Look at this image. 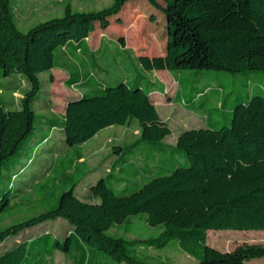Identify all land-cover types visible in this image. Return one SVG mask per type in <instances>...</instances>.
Returning <instances> with one entry per match:
<instances>
[{"label":"trees","instance_id":"1","mask_svg":"<svg viewBox=\"0 0 264 264\" xmlns=\"http://www.w3.org/2000/svg\"><path fill=\"white\" fill-rule=\"evenodd\" d=\"M12 12L13 1L0 0V79L24 76L32 90L22 110L0 100V264H55L57 252L72 264H158L140 249L160 251L172 244L200 264H251L264 258V243L223 251L208 242L210 230L264 231V0H114L87 12L75 11L68 1L62 16L28 31L17 26ZM135 13L161 25L156 37L164 45L162 53L138 54V63L145 71L175 73L182 93L168 101L203 112L208 126L180 132L171 146L164 140L172 129L152 99L160 88L145 75L108 80L88 70H73L68 84L88 92L69 97L62 120L36 113L34 103L46 101L38 99L39 75L65 65L68 53L94 60L89 40L100 32L125 49V35L105 33L112 26L129 27ZM127 69L133 73L131 66ZM193 70L213 77L242 74L260 85L247 101L239 97L228 104L231 121L223 125L214 114L222 116L225 89L212 80L204 89L195 86L191 95ZM133 120L141 137L114 147L110 171L91 186L94 200L77 194L87 174L73 180L82 172L77 166L64 176L68 182L59 195L45 201L44 212L1 226L2 214L13 207L14 179L54 129L63 131L68 145L81 146L99 131ZM60 218L71 230L64 238L45 231L2 250L10 237ZM141 219L159 226L160 235L130 240L111 233L119 227L133 234V221Z\"/></svg>","mask_w":264,"mask_h":264},{"label":"rangeland","instance_id":"2","mask_svg":"<svg viewBox=\"0 0 264 264\" xmlns=\"http://www.w3.org/2000/svg\"><path fill=\"white\" fill-rule=\"evenodd\" d=\"M13 16L17 26L28 31L53 17L62 16L65 5L71 1L75 11L87 12L100 10L110 6L114 0H12ZM136 20L129 27L112 26L105 34L125 35L127 40V49L122 50L107 40H103L104 35L100 32L93 35L89 42L95 49L94 60L81 54L80 52L69 53L65 65L53 69L51 72L39 75L41 92L38 99L46 100L44 102L34 103V110L40 115L62 120L65 107L69 97L84 94L88 89L83 87L70 86L68 79L74 68L80 70L94 71L100 77H119L126 66H131L133 73L140 71L147 76L149 80L156 82L162 91L157 92L154 97L158 98L160 103L157 110L160 116L166 120L172 134L168 136L167 142L175 143L177 134L183 130L201 128L206 125V118L200 114L184 110L179 104H166L167 98L175 96L179 88V80L171 71L168 76L159 75L156 71L145 73L141 69L136 57L141 53L152 55L164 51L163 43L156 37L158 30H161L158 24L148 22L143 14L135 13ZM165 38V37H164ZM118 50V53L116 52ZM93 61L97 67L93 65ZM94 66V67H93ZM68 67H71L69 69ZM189 77V88L191 95L194 93L195 86L205 88L208 83L215 80L225 89V100L223 109L219 108L222 116L214 114L216 120H222L223 125H229L231 119L226 115V109L231 101H236L239 97L248 100V97L254 91H258V86L254 80L247 82L242 74L225 72L219 76L198 75V70ZM131 74V78L133 76ZM0 100H6L9 108L22 110L23 101L32 88L29 81L21 75L12 76L0 81ZM211 106L218 107V104ZM192 115V116H191ZM141 137V129L137 121H131L129 125H113L98 132V134L89 140L87 144L81 146H70L65 143L63 131L54 129L50 139L39 149L34 151L32 161L26 165L25 169H20V174L13 181L12 194L14 199L11 209L2 214L1 226H10L30 217L38 215L46 210V200H50L55 193L59 195L60 191L68 182L64 176L70 177L79 166L80 174L73 178H81L83 173L87 174L81 179L76 187L77 194L84 200H94L91 194V186L97 180L109 172L114 160L113 149L115 146L131 145ZM77 153L82 154V160H79ZM184 156V155H183ZM185 159V156L183 157ZM186 160V159H185ZM182 161V160H181ZM184 161V160H183ZM21 160V165L24 163ZM56 164H59V171L55 170ZM72 165V166H71ZM72 167V168H71ZM71 168V169H70ZM19 169V167H18ZM17 169V171H18ZM66 173V174H64ZM50 194V196H49ZM49 196V197H48ZM132 229L135 233L125 234L124 228H114L112 234L123 236L130 240L142 238L158 237L161 233L159 226H151L141 220H134ZM52 232L60 238H64L69 232V226L63 219H56L24 231L16 238L10 237L2 245V250L13 246L16 241L40 234V232ZM208 242L210 245L223 250H233L244 243H264V231L258 230H210L208 232ZM144 255L153 260L154 263L163 264H200L196 259L169 245L163 250H153L147 248L140 249ZM55 264H72V261L61 252H57L54 258ZM251 264H264V258L253 260Z\"/></svg>","mask_w":264,"mask_h":264},{"label":"crops","instance_id":"3","mask_svg":"<svg viewBox=\"0 0 264 264\" xmlns=\"http://www.w3.org/2000/svg\"><path fill=\"white\" fill-rule=\"evenodd\" d=\"M106 38H103L102 39V41L103 40H105ZM107 42H109V41H107ZM110 44H114V45H116L117 47H120L119 46V44H117L116 42H109ZM89 44H90V46H91V43L89 42ZM91 49L92 50H95V49H93L92 48V46H91ZM120 49H122V47H120ZM127 49V46H126V48L125 49H123V50H126ZM96 51V50H95ZM69 54V53H68ZM68 54H65L66 55V58H67V56H68ZM140 65V64H139ZM141 67V66H140ZM141 69L143 70V72H145V73H153V71H156V73L157 72H159L158 74L159 75H162V76H168V75H170V74H168L167 72H164V71H169V70H153V71H145L142 67H141ZM76 70H78V71H82L83 73H85V71H87V69H85V70H80V69H78V68H74V71H76ZM74 71H72L71 72V76H72V74H73V72ZM89 71V70H88ZM131 71H129L128 69H127V66H126V69L123 71V72H121V74L119 75V77L117 78V77H113V76H109V77H104L105 79H108V80H116V79H125V80H132V79H134V77L135 76H138V75H144L142 72H140V71H135V73L133 74V76H132V79H130L131 77ZM173 75H176L175 73H173ZM71 76H70V78H71ZM146 76V75H145ZM147 77V76H146ZM176 77H178L177 75H176ZM10 78V77H9ZM69 78V79H70ZM6 79V78H5ZM68 79V80H69ZM1 80H3V79H0V81ZM68 82V81H67ZM150 82L153 84V85H155L156 86V88H160V86L156 83V82H153L152 80H150ZM0 86H2V84H1V82H0ZM161 90H162V88H160ZM157 92H160V91H155L153 94H152V99H153V101H154V103H155V105H156V107L158 106V104L160 103V101L161 100H159L158 98H155L154 97V95L157 93ZM178 93H182V91H181V89H180V86H179V88L177 89V91H176V94H175V96L174 97H176L177 96V94ZM174 97H172V98H174ZM5 102H6V100H4ZM8 103V102H7ZM172 103H175V104H179V105H181V106H183L184 107V110H186V111H189V112H194V113H197V114H200L201 116H203V117H205L206 118V125L205 126H203V127H201V128H205V127H207L208 126V119H207V115H205L203 112H196V111H193V110H190V109H188V108H186V106L184 105V103L182 102H178V103H176V102H169L168 101V99L166 100V104H172ZM192 116V115H191ZM161 117V116H160ZM162 118V117H161ZM163 119V118H162ZM164 120V119H163ZM164 121H166V120H164ZM167 122V121H166ZM168 123V122H167ZM169 124V123H168ZM170 126V125H169ZM171 128V127H170ZM193 129H195V128H193ZM184 131V130H183ZM100 132V131H99ZM182 132V131H181ZM64 134V133H63ZM98 134V133H97ZM96 134V135H97ZM179 134H180V132L177 134V138H176V140H175V143H169V142H167V138L168 137H166L165 138V140H164V142H166L167 144H169V145H171V146H176V144H177V139H178V136H179ZM95 137V136H94ZM93 137V138H94ZM138 140V139H137ZM136 142V141H135ZM134 142V143H135ZM86 144H87V142H86ZM126 146H129V145H126ZM77 155H78V158L80 157V155H81V157L79 158V160H82V159H84L83 158V156H82V154H80V153H77ZM116 160V157L114 156V160H113V163H114V161ZM113 163H112V165H113ZM107 173V172H106ZM105 173V174H106ZM69 231H71L70 230V228H69Z\"/></svg>","mask_w":264,"mask_h":264}]
</instances>
